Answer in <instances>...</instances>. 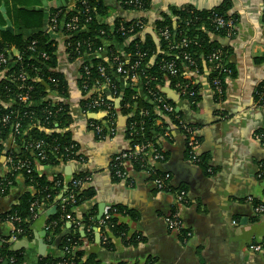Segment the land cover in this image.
<instances>
[{
  "label": "crops",
  "instance_id": "0c3cea01",
  "mask_svg": "<svg viewBox=\"0 0 264 264\" xmlns=\"http://www.w3.org/2000/svg\"><path fill=\"white\" fill-rule=\"evenodd\" d=\"M37 1L30 0L31 4H27L24 0H0V28H6L8 22L14 24L17 10L23 6L45 13L47 20L53 9L69 11L77 3V0ZM227 3L231 4L228 15L236 20L224 39L216 38L229 50L226 67L231 74L223 79L224 96L219 99L215 95L212 67L207 63L202 73L188 74L197 89L195 104L182 96L181 89L170 80L165 79L160 87L163 96L181 113L183 122L197 132V155L201 163L192 160L180 126L162 113L156 125L167 131L163 137L158 133L155 136L163 144L168 159L156 163L149 156L152 167L170 177L172 190L187 193L185 206H179L173 194L160 192L146 168L138 170L134 161H124L126 177L120 178L117 159L132 152L130 116L124 115L121 99L113 98L112 90L104 88V95L113 100L118 116L106 130L107 136L96 134L90 124L93 113L85 105L87 95L79 83L81 63L69 61L61 33L50 30L51 36L47 31L58 44V70L68 87L67 97L62 100L70 107L72 120L69 128L60 131L56 128L52 132L69 133L77 144V156L57 168L38 162V174L50 179L61 175L70 183L76 174L83 173L86 184L82 190L92 189L94 195L74 208L76 218L67 222L55 239L48 231V221L57 212L63 194L54 203L41 205L28 223L26 235L11 240L13 224L10 218L2 217L18 205L28 190L22 177L10 187L9 194L1 187L0 264H9L1 256L5 244L22 257V264H40L43 259L62 256L60 245L72 228L79 232L77 250L85 253L84 262L95 257L97 264H264L263 255L250 251L255 243L264 242V215L255 212V207L264 203V146L256 139L259 132H264V106L259 102V90L264 87V0H152V8L144 14L147 26L137 38L146 43L152 37L157 49L149 59L152 67L162 48L156 32L158 22L167 18L176 27V12L182 8L203 12ZM103 4L100 19L111 32L117 21L134 19L130 16L135 12L127 11L122 0H103ZM110 45L120 49L127 59L126 46L113 40L104 41L103 56ZM13 53L16 56L18 52ZM3 77L0 74V79ZM116 81L124 92L127 81L119 76ZM138 92L142 99L155 104L144 93L143 86ZM53 98L59 100L55 95ZM99 119L104 128L108 126L105 115ZM13 148L14 141L3 143L0 178L10 172L7 154ZM68 167L73 172L70 178L66 174ZM115 209L121 211L116 217L125 228L123 238L116 237L101 224ZM174 214L179 216L183 234L175 232L167 222ZM90 216L93 217L86 221ZM188 233L192 236H186Z\"/></svg>",
  "mask_w": 264,
  "mask_h": 264
},
{
  "label": "trees",
  "instance_id": "16d2710c",
  "mask_svg": "<svg viewBox=\"0 0 264 264\" xmlns=\"http://www.w3.org/2000/svg\"><path fill=\"white\" fill-rule=\"evenodd\" d=\"M24 1L31 4L30 0ZM81 1L86 3L83 4ZM139 1L141 4L139 9H132V7L124 5L127 11L139 12L140 16L130 22L117 21L114 32H111L108 25L100 19L104 10L103 0H77L76 7L69 11H66L65 8L53 9L49 16V26L50 20L56 16L58 27L56 33H61L65 39L69 61L81 63L79 83L87 95L85 105L88 111L94 114L107 111L105 120L114 124L118 112L113 100L104 96L106 105L97 108L93 106L96 96L90 94L96 83H106V77L109 78L113 86V98L121 99L124 115L130 116L128 129L132 151L137 146L153 144L163 153L165 161H167L168 156L163 151V144L155 136L158 133L163 137L167 130L157 127L156 122L162 118L160 114L163 113L169 115L178 127L180 124L176 117H181V113L177 112L174 106V114H168L163 110V104L145 101L139 95L138 88L132 84H129L127 89L122 92L120 84L116 81V77L119 75L112 66L117 68V65L124 63L130 69L135 63L141 61L142 68L136 74L143 76V72L146 73L141 77V84L144 93L152 102L155 101L154 95L161 92L160 87L165 79L178 85L179 88L187 86L189 91L197 94L193 78L188 74L202 73L204 65L210 64L209 58L214 54L223 53L225 57L229 55V50L216 38L224 39L230 28H218L214 18L221 17L226 21H235L236 17L228 15L231 8L230 3L211 11L200 12L191 7L178 10L176 12L178 16L176 27L167 18L156 24V32L160 37L162 48L156 63L151 67L149 59L157 53V49L152 37H148L146 43L137 38L144 31L139 29L137 23L141 22L147 25L146 17L141 14H145L152 8V0ZM46 21L45 13L30 9L29 5L23 6L17 10L16 22L12 24L15 32L0 33V57L4 56L9 59L8 65L0 63V74H4V77L0 79V153H2L4 142L14 141V148L7 154L10 172L4 178H0V188H5L6 194H9L10 187L15 186L19 177H22L28 190L21 196L18 205L2 218H20L21 223L16 225L24 229L26 233L28 223L33 217L32 204L37 203V212L41 205L54 203L67 189L69 191L72 188L71 182L66 183L61 175L53 179L47 176L41 177L38 174L37 163L48 168H57L62 164H67L73 157L67 154L66 149L73 145L77 146L69 133L52 132L56 128L59 131L69 128L72 120L70 107L62 100L67 97L68 87L64 76L58 70V44L45 31L46 24H48ZM72 21L77 22V29L68 30L66 25ZM121 24H124L125 28L133 27L134 33L126 32L124 34L121 31ZM166 30L170 32L176 44H182L184 40H188V44L177 50H170L168 42L161 37L162 32ZM108 40H113L120 46L125 45L127 59L122 51L113 45L107 48L106 55L103 56L104 41ZM13 51L21 54L20 60L14 57ZM42 54H46L47 59L43 58ZM186 57L194 60L195 65L190 66ZM116 58L119 60L117 61ZM106 59H109V62ZM170 63H174L179 71V76L173 77L166 70L165 67ZM100 68L106 69V77L102 76ZM218 74L219 72L213 71L211 79L217 77L224 79L223 74ZM23 76H26L25 81H23ZM259 91L264 96L263 86ZM53 95L59 100L54 99ZM22 97H27L28 101L24 102ZM186 98L190 103L195 101L193 98ZM167 103L172 104L169 101ZM131 114L133 115L131 116ZM6 117H10L7 122L4 121ZM17 123L20 125L19 131L15 129ZM91 123L99 126L101 119L91 120ZM107 134L108 131L104 130L100 137L104 138ZM42 142L46 145L48 152V158L44 162L37 160L36 152L33 150L36 145ZM134 162L136 168L140 170V162ZM19 166L22 168L16 170ZM158 171L159 169L155 170L157 176H163V173ZM83 178L84 174L79 173L73 177V180ZM93 195L92 189L82 190L81 188L75 202H68L63 206L61 205L62 201L59 203L57 212L48 221L50 226L48 231L54 235V239L62 233L65 224L70 221L67 216L76 218L74 208L78 207L83 199ZM117 213L121 214V211L115 209V211L109 212L111 219L107 222L106 228L116 237L123 238L125 228L119 225ZM91 217L93 216L86 217V221ZM106 235L109 236L108 233ZM79 245V232L72 228L60 245L62 256L56 259H43L40 264H97L95 257H90L87 262H84L85 253L77 250ZM1 256L8 260L9 264H22L23 262L22 257L16 255L7 244L3 246Z\"/></svg>",
  "mask_w": 264,
  "mask_h": 264
},
{
  "label": "built area",
  "instance_id": "2783aa9c",
  "mask_svg": "<svg viewBox=\"0 0 264 264\" xmlns=\"http://www.w3.org/2000/svg\"><path fill=\"white\" fill-rule=\"evenodd\" d=\"M81 3L85 4V1H81ZM123 3L127 6H129L130 8L132 7V9H139L141 8V4L139 0H126L123 1ZM73 10V9H72ZM133 12V11H132ZM135 13H139V12H135ZM51 24H50V30L54 33L57 32V17H53L50 20ZM214 22L215 24L218 26V28L220 29H224V28H230L229 31L231 30V28H233L234 24L232 21H226L221 17H216L214 18ZM76 21H72L71 23H68L66 25V28L68 30H75L77 29V25H76ZM137 26L140 27L139 29L144 30L146 28V24H142L141 22L137 23ZM121 31L124 32V34L126 32L128 33H134V28L133 27H129V28H125L124 24H121ZM161 37L168 42L169 46H170V50L174 51L177 50L181 47H185L188 44V40H184L182 42V44H176L173 41V38L170 34L169 31H163L161 34ZM15 52V51H14ZM17 52V51H16ZM13 53V52H12ZM14 55V53H13ZM43 58L47 59V55L46 54H42ZM14 57H16L18 60L21 59V54L17 53V55ZM116 60L118 61L119 59L116 58ZM186 60L189 61L190 66H194L195 65V61L192 60L190 57H186ZM107 62H109V59H106ZM9 59L5 58L4 56L0 57V63L2 65H8ZM209 63L212 67V73L214 72H219L218 75L223 74L225 75H230L231 71L229 69H227L226 67V57L224 56L223 53H217L212 55L209 58ZM142 62L139 61L137 63H135L133 66H131L130 69L127 68V65L124 63H120L119 65H117V68L115 66H112L113 68L116 69V73L122 77L123 79H125L127 81V87L129 86V84H132V86H136L138 89L142 86L141 84V77H143L144 75H146L145 72H143V76L137 75L136 72L138 70H140L142 67ZM166 70L170 73L171 76L176 77L179 76V71L176 68V66L174 65V63H170L168 64L166 67ZM100 73L102 74V76L106 77V69L105 68H100ZM81 78V76H80ZM26 80V76H23V81ZM107 82L106 83H96V86L94 87L93 91L90 93L91 95H95V99L93 102V106L97 107V108H101L102 106L106 105L105 104V99H104V91L103 89L105 88H109L111 90H113V86L110 83L109 78L106 77ZM213 90L215 95L221 99L224 96V80L220 79V78H213L211 81ZM137 89V91H138ZM181 92H182V96L184 97H189V98H193L195 101L192 102V104L196 103V97L197 94L195 92L189 91L187 86L184 87H180ZM22 100L24 102H27L28 99L27 97H22ZM154 103H159V104H163V110L165 112H167L168 114H174V106H172L171 104L167 103V99L163 96V94L160 92L156 95H154ZM259 102L261 105L264 106V96L262 94H259ZM142 114H145L144 112H141ZM107 111H102L101 115H107ZM179 120V126L182 129L186 141H187V145L189 146V153H191V158L194 162L197 163H201L199 162V156L197 155L198 152V146H197V140H196V135L197 132L195 131L194 128L187 126L181 117H176ZM10 119V117H6L4 119L5 122H7ZM107 122L108 126L107 127H103L102 125H95L93 123H91V128L94 129V131L96 132V134L101 135L104 130H107L109 127H111L112 122L107 120L105 121ZM15 129L17 131H19L20 129V125L17 123L15 125ZM257 141H259L262 146H264V132H259L257 134ZM35 149H33L36 152V158L38 161L44 162L47 160L48 158V152L46 150V145L42 142L38 145H36L34 147ZM77 148L75 145L70 146L69 148L66 149L67 154H69L70 156H72L73 158L77 156V152H76ZM137 150V152H136ZM149 156H152L153 160L156 163H164L165 162V156L163 155L162 152H160L158 150V148L155 147V145L153 144H149L147 146H137L134 148V151L129 152L124 154L122 157L118 158V164H117V174L120 176V178H125L126 177V172H124L123 166H124V161H139L141 164V167L146 168L149 176H151L153 178V183L155 184L156 188L163 193H168V194H173L176 198V202L179 206H185L187 203V193L185 191L182 190H178V191H174L170 188V177L168 175H163V176H157V173L155 172V169L152 167V163L149 159ZM69 157V156H68ZM24 167V166H23ZM22 168V166L17 167L16 170H20ZM72 188L68 191V189L63 193L62 195V206L65 203L68 202H75L76 201V197L78 195V191L84 187V185L86 184V180L83 179H78V180H72L71 183ZM9 185H12V183H9ZM77 191V193H76ZM36 208H38L37 203L32 204L31 207V213L32 216L36 215ZM255 212L258 215H264V203L258 204L255 207ZM67 218L69 220H71L72 218L70 216H67ZM111 219V214H107L106 217L101 221V224L103 226L107 225V222ZM11 222L13 224V230H12V234H11V240H16L18 237L25 235L26 231L20 227H18L17 225L21 223V219L18 217H12L11 218ZM168 224L171 226V228L174 229L175 232L179 233V234H183L185 231L183 229V226L181 225L180 221H179V216L178 214H174L173 216H171L170 218L167 219ZM17 224V225H16ZM50 229V226H48V230ZM186 236L191 237V233H188ZM252 254H257V255H263L264 256V242H258L255 243L254 245L251 246L250 249ZM13 261V260H12Z\"/></svg>",
  "mask_w": 264,
  "mask_h": 264
},
{
  "label": "water",
  "instance_id": "95a60500",
  "mask_svg": "<svg viewBox=\"0 0 264 264\" xmlns=\"http://www.w3.org/2000/svg\"><path fill=\"white\" fill-rule=\"evenodd\" d=\"M140 16V14L139 13H133L131 16H130V18H134V19H136V18H138ZM141 16H144V14H141ZM46 22H48V24H46V28H45V31L47 32V31H50V27H49V16L47 17V21ZM0 30L1 31H4V32H10V33H14L15 31H14V29H13V27H12V25H11V23L10 22H8V25H7V27L6 28H0ZM51 32V31H50ZM51 36H52V32H51ZM101 114H91V120H98L99 119V116H100ZM56 171V170H55ZM66 174H67V178H70V177H72L73 176V172H72V170H71V167L69 168H67V172H66ZM5 264H7L6 262H5Z\"/></svg>",
  "mask_w": 264,
  "mask_h": 264
}]
</instances>
